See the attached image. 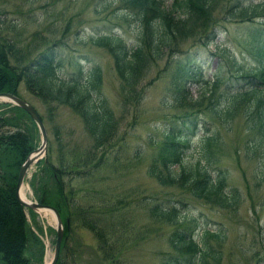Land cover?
I'll list each match as a JSON object with an SVG mask.
<instances>
[{"label":"trees","instance_id":"trees-1","mask_svg":"<svg viewBox=\"0 0 264 264\" xmlns=\"http://www.w3.org/2000/svg\"><path fill=\"white\" fill-rule=\"evenodd\" d=\"M208 1L171 0L167 6L162 0H121L125 8L123 14L135 16L136 39L128 43L119 33L106 32L93 37L92 42L105 46L111 53L120 80V93L124 95L123 102L127 97L133 101L139 93L150 59L160 52L172 54V43L207 29L213 18V7ZM5 2L8 0H0V92L19 94V85L23 81L25 89L42 100L49 115L58 103L68 104L80 117L83 132L88 137L86 146L75 147L72 156L58 149L55 162L52 161V140H49L48 155L46 153L43 159L37 160L38 169L28 179L33 197L38 202L54 206L63 222V239L56 264H125L123 250L113 229L123 198L114 201L103 198L93 189L94 179H89L99 166L106 163L105 148L113 142L119 146L115 140L116 117L100 89L99 68L77 63L70 73L60 76L57 44L54 41L47 43L51 39L41 33L37 37L38 45L31 52L36 55L30 57L28 37H16L20 24L16 19H8ZM15 11L18 12V8ZM230 12H239V16L263 15L264 0L239 5ZM212 28L217 30L216 25ZM5 31L9 32L8 36L3 34ZM252 53L254 64L235 68L231 73L242 80L239 86L230 82L218 88L220 74L207 80L202 69L192 68L191 73L198 76L202 85L199 93L194 97L186 96L190 102L183 106L189 110L175 120L176 126L172 125V120H165L161 140L152 138L157 152L148 171L159 184H175L182 189L180 192L189 191L205 203L220 206L234 203V194L224 188L223 175L215 174L210 168L213 156L210 144L214 142L216 132L211 130L197 137L199 156L194 160L185 158V151L192 142L188 140L189 133L201 124L211 123L205 115L216 118L221 126H228L239 112L252 119L253 126L262 131L260 142L264 145V45ZM172 78L171 81L176 79L171 87H179L181 74H173ZM173 99L174 102L180 100L179 93H175ZM204 110L207 112L203 113ZM37 131L35 122L24 109L0 100V225L5 221L15 223L17 235V241L7 239L11 252L4 244L5 238H0V264L41 262L44 243L29 220L31 218L35 227L41 228L34 220L36 212L24 208L14 192L18 167L35 148ZM54 134L60 141L57 128ZM168 198L147 201L144 206L150 223L157 225L161 221L172 225L166 238L171 251L169 256L163 253L160 264H216L219 254L212 252L209 238L222 240L225 231L200 227L196 216H187V206L182 210L178 207L186 205L183 197L175 198V203ZM85 230L91 234L93 243L84 240ZM1 233L0 229V236ZM74 236L77 243L73 246L67 239H74ZM82 245L88 248L86 258L79 256L78 248L82 250ZM177 251L182 256H178Z\"/></svg>","mask_w":264,"mask_h":264},{"label":"rangeland","instance_id":"rangeland-1","mask_svg":"<svg viewBox=\"0 0 264 264\" xmlns=\"http://www.w3.org/2000/svg\"><path fill=\"white\" fill-rule=\"evenodd\" d=\"M162 1L167 6L171 2ZM256 1L258 0H209L213 7V18L207 29L172 43V54L160 52L150 59L139 93L133 101L127 97L125 103L111 53L105 46L92 42L93 37L106 32L119 33L128 43L136 39L135 16L132 13L123 14L121 0L5 2L9 10L8 19H16L20 24L16 37H28L27 52L30 57L36 55V52H31L38 45L37 37L41 33L51 39L47 43L54 41L57 44L60 76L70 73L77 63L99 68L100 89L116 117L115 140L119 146L113 142L105 148L103 154L108 157L106 163L99 166L89 179H94L93 189L100 192L103 198L110 201L123 198L113 229L118 238L117 243L123 250L125 264H160L163 253L169 256L171 248L166 238L172 225L161 221L157 225L150 223L144 211L147 201H160L161 198L168 197L172 203H175V198L183 197L187 203L178 207L182 210L187 206V216H196L200 227L225 231L222 240L209 238L212 252L219 254L216 264H264V145L260 142L262 131L253 126L252 119L249 120L239 112L230 125L221 126L216 118L205 115L211 123L194 128L188 137L192 142L185 151V158L194 160L199 156L197 137L211 130L216 132V138L210 144L213 151L210 168L215 174L223 175L225 190L234 194L233 204L220 206L212 202L205 203L192 196L189 191L180 192L182 189L175 184H159L156 177L148 171L157 152L152 138L161 140V128L165 120H172V125L176 126L175 120L189 110L183 106L190 102L186 96H196L202 87L198 76L191 73L192 68L202 69L207 80L220 74L222 78L218 88H222L230 82L239 86L242 80L231 73L235 68L255 63L252 51L264 45V14L239 16V12L232 14L230 10ZM15 8L19 11L16 12ZM212 25H216L217 30ZM3 34L8 36L9 32L5 31ZM175 72L181 74L182 80L179 87L172 88L171 84L177 78L171 81L173 74H177ZM175 93H179L180 100L174 102ZM15 95L30 102L41 116L46 128L47 145L52 140L53 162L60 148L65 155L72 156L75 147L81 149L82 145L86 146L84 144L88 137L83 132L82 121L68 104L58 103L53 108L52 115H49L42 100L29 93L23 81L19 85V94ZM56 128L60 141L55 138ZM36 133L35 148L39 146L41 139L40 132ZM47 145L41 151L39 160L46 153L48 155ZM37 160L29 167L24 180L23 187L27 194L32 193L28 179L38 169ZM34 218L41 226L40 229L35 227L31 218L28 219L44 243L41 262L37 261V264H45L52 256L55 222L48 211H36ZM182 223L181 221L180 224ZM191 223L194 224L193 221ZM0 229V238H5L4 244L8 247V252H11L7 239L17 241L15 223L5 221ZM83 237L88 242H94L86 230L83 231ZM67 240L73 246L77 243L75 236L74 239ZM81 248L83 252L78 248L79 256L86 258L89 255L88 248L85 245ZM172 252L175 253L173 249ZM177 254L182 256L179 251Z\"/></svg>","mask_w":264,"mask_h":264},{"label":"water","instance_id":"water-1","mask_svg":"<svg viewBox=\"0 0 264 264\" xmlns=\"http://www.w3.org/2000/svg\"><path fill=\"white\" fill-rule=\"evenodd\" d=\"M0 100H6L10 101L13 104H16L17 106L23 108L33 119L35 122L39 132H40V144L37 146L34 150L29 152L25 158L22 160L18 167L17 175H16V181H15V186H14V192L15 196L20 204H22L25 207L34 209L36 211H50L53 215L54 221H55V242H54V248L52 252V256L50 259L45 263V264H55L58 255H59V250L61 246V241H62V236H63V223L62 219L60 217L59 212L57 209L46 203H41L36 201L35 199H32L27 196L21 195V190L23 188L24 180L27 176V171L31 164L38 159L40 156L41 151H44L46 149V144H47V134H46V128L45 125L38 114V112L35 110V108L26 100L23 98L7 91H1L0 92Z\"/></svg>","mask_w":264,"mask_h":264},{"label":"bare ground","instance_id":"bare-ground-1","mask_svg":"<svg viewBox=\"0 0 264 264\" xmlns=\"http://www.w3.org/2000/svg\"><path fill=\"white\" fill-rule=\"evenodd\" d=\"M21 195H23V196H26V195H27L26 190H25L24 187H23L22 190H21ZM45 212H46V211H45ZM45 212H44V213H45Z\"/></svg>","mask_w":264,"mask_h":264}]
</instances>
